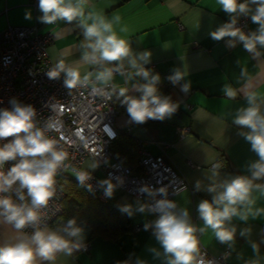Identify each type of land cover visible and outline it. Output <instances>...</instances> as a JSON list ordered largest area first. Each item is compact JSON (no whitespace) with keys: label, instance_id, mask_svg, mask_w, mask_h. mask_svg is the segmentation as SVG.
I'll return each mask as SVG.
<instances>
[{"label":"clouds","instance_id":"clouds-1","mask_svg":"<svg viewBox=\"0 0 264 264\" xmlns=\"http://www.w3.org/2000/svg\"><path fill=\"white\" fill-rule=\"evenodd\" d=\"M215 3L229 19L210 31L211 39L227 38L228 47L241 43L256 61L264 58L261 51L264 49V0H215ZM38 8L42 13L38 18L41 23L75 22L83 36L80 61L66 63L62 54L48 69L49 79H58L63 73V83L69 92L77 87H90L93 95L107 101L115 97L126 106L130 121L137 124L150 119L163 121L175 114L178 102L159 92L160 75L145 67L151 62V51L132 49L130 40L120 35L128 32L126 26H120V16L106 18L90 6L89 0H38ZM241 16H250L256 29L245 32L238 27ZM25 19L30 20L31 14L26 13ZM81 63L94 66L96 70L81 76ZM117 73L126 82L131 81L130 88H117L112 83ZM187 75L186 70L174 68L167 79L173 85L179 84L180 90L187 93L190 90V81H185ZM239 78L244 82L242 90L224 84L221 91L229 100L243 96L245 103L235 109L232 123L238 126V134L250 145L257 159L247 163L246 174L222 175L221 163L208 165L205 174L208 183L197 180L194 184L196 191L211 194V199H201L196 207L201 225L193 223L187 207L168 198L167 186L141 185L138 193L147 197L144 202L137 200L135 207L132 204L119 206V211L129 217L137 212L156 215L154 220L144 224V229H151L160 246L150 251L161 264H215L208 259L206 250H202L199 237L210 230L214 239L226 246L227 257L235 250L237 226L233 221L247 223L250 219L264 217V206L259 205V201L264 200V93L250 83L252 78L246 67L241 66ZM106 89L111 91L106 92ZM130 90L139 95H130ZM9 103L10 108H0V223L11 225L19 235L0 242V264H56L58 256L73 258L75 253L86 249L85 227L76 217L50 228L46 217L41 215L49 201L56 197L57 175L68 167V152L50 135L59 131L61 123L50 116L41 124L33 105L22 104L16 98ZM104 131L114 135L107 125ZM76 135L79 137L80 132ZM96 157L88 170L73 169L78 185L89 191L88 182L92 179L89 170L99 167ZM8 162L12 163L5 168ZM98 183L104 196L111 198L116 187L123 184V178L110 175ZM27 228L32 231L25 232ZM239 235L249 239L251 229L241 228ZM251 248L253 256L244 260V264H261L259 245L252 241ZM237 258L243 259L242 254L237 253ZM117 264H130V260ZM135 264L148 262L137 258Z\"/></svg>","mask_w":264,"mask_h":264},{"label":"crops","instance_id":"crops-1","mask_svg":"<svg viewBox=\"0 0 264 264\" xmlns=\"http://www.w3.org/2000/svg\"><path fill=\"white\" fill-rule=\"evenodd\" d=\"M89 3L108 19L117 15L121 17L120 26H126L128 32L120 35L130 40L134 51H151V62L145 66L160 75L159 92L171 96L179 104L170 118L163 121L150 119L137 124L130 121L126 106L114 97L117 108L114 124L122 128L116 138H129L135 143L136 159L140 145L153 154L164 155L187 181V187L175 194L174 201L187 207L193 223L201 225L196 207L201 199H211V194L196 191L194 184L197 180L205 185L208 183L205 177L208 165L221 163L224 166L222 175L246 174L247 163L257 159L250 145L238 134V126L232 123L235 109L245 103L243 96L229 100L221 89L224 84L243 89L244 82L239 78L243 66L252 78L250 83L264 93V58L256 61L241 43L228 47L227 38L211 39L210 31L229 19L215 0H89ZM26 13L31 14L30 20L25 19ZM40 15L38 0H0V29L11 23L36 24L42 31L52 30L53 40L47 46L50 60L55 64L63 54L66 63H78L83 36L77 24L57 21L47 25L39 21ZM248 26L250 31L257 27L251 20ZM174 68L187 71L185 81H190L189 92H182L179 84L173 85L167 79ZM79 70L83 76L96 69L81 63ZM112 82L117 88L131 87V81L126 82L118 73L114 74ZM129 94L138 96L133 90ZM183 126H188V130L181 133ZM92 162L86 159V167ZM111 198L120 206L132 204L135 207L137 202L117 187ZM259 205L264 206V200L259 201ZM128 218L129 229L116 239L92 235L89 225L80 221L85 227L89 248L75 253L73 258L60 255L56 264H117L124 260L135 264L137 258L148 264H161L150 251L152 247L160 246L151 229H144V224L154 220L156 215L137 212ZM233 223L237 226V234L235 250L228 256V264H244V260L251 258L252 241L259 245L261 264H264V217L250 219L247 223L234 220ZM135 225L140 227L135 229ZM48 227L54 228L52 225ZM245 227L251 229L249 239L239 235V230ZM17 235L19 233L11 225L0 223V242ZM199 239L201 246L213 254L225 246L214 239L210 230ZM237 253L242 254L243 259H238Z\"/></svg>","mask_w":264,"mask_h":264},{"label":"built area","instance_id":"built-area-1","mask_svg":"<svg viewBox=\"0 0 264 264\" xmlns=\"http://www.w3.org/2000/svg\"><path fill=\"white\" fill-rule=\"evenodd\" d=\"M250 20V16H241L237 26L249 32ZM179 27H182L180 23ZM52 40V30L42 31L36 24L8 23L0 29V108H10V99L16 98L22 104L33 105L41 124L50 116L59 120V131L50 135L68 152V167L56 177V197L50 200L48 207L41 212V215L46 217L47 225L63 210L62 199L65 191L60 179L70 177L71 172L73 179L78 182L73 169L88 170L84 166L85 160L94 161L96 156L99 167L89 170L92 179L88 183L91 186L90 192L99 200L110 199L104 196L103 188L98 183L110 175L122 177L123 184L117 188L141 202L147 199L138 193L141 185L153 188L167 186L168 198L174 200L175 194L187 187V181L163 154H153L140 145L133 168L123 163L111 150L113 140L122 130L114 124L117 113L114 97L107 101L102 96L93 95L90 87H77L69 92L63 83V73L58 79L48 78L46 73L54 66L47 53V46ZM105 91L109 92L111 89ZM105 125L114 135L110 136L104 131ZM180 129L182 133L188 130V126ZM77 131L80 132L79 137L76 135ZM11 163H6L5 168ZM188 163L195 166L192 162ZM113 183H116L115 179ZM139 227L140 225L134 226L135 229ZM24 231L30 233L32 230L27 228ZM85 244L87 250L89 242L85 240ZM202 250H206L208 259L214 260L215 264H228V256H225L228 251L226 246L216 254L203 246Z\"/></svg>","mask_w":264,"mask_h":264},{"label":"trees","instance_id":"trees-1","mask_svg":"<svg viewBox=\"0 0 264 264\" xmlns=\"http://www.w3.org/2000/svg\"><path fill=\"white\" fill-rule=\"evenodd\" d=\"M116 137L111 144V150L123 163L135 168V143L129 138ZM60 182L65 191L62 199L63 210L49 225L56 228L68 218L76 217L78 222L83 221L89 225L92 235L100 234L111 239H116L129 229V218L127 214L119 211L120 205L114 199L99 200L93 192L80 187L72 177L61 178Z\"/></svg>","mask_w":264,"mask_h":264},{"label":"rangeland","instance_id":"rangeland-1","mask_svg":"<svg viewBox=\"0 0 264 264\" xmlns=\"http://www.w3.org/2000/svg\"><path fill=\"white\" fill-rule=\"evenodd\" d=\"M84 166L86 167V164L85 163H84ZM69 175H70V177H72L73 176V173L70 172Z\"/></svg>","mask_w":264,"mask_h":264}]
</instances>
